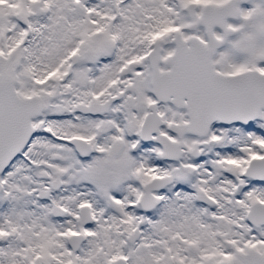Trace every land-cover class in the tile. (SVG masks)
<instances>
[{
    "label": "snow or ice",
    "instance_id": "obj_1",
    "mask_svg": "<svg viewBox=\"0 0 264 264\" xmlns=\"http://www.w3.org/2000/svg\"><path fill=\"white\" fill-rule=\"evenodd\" d=\"M0 264H264V0H0Z\"/></svg>",
    "mask_w": 264,
    "mask_h": 264
}]
</instances>
